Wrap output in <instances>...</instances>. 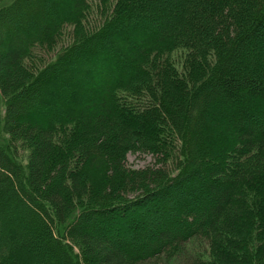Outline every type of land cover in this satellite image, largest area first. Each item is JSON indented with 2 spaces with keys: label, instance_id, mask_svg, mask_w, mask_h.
Segmentation results:
<instances>
[{
  "label": "trees",
  "instance_id": "obj_1",
  "mask_svg": "<svg viewBox=\"0 0 264 264\" xmlns=\"http://www.w3.org/2000/svg\"><path fill=\"white\" fill-rule=\"evenodd\" d=\"M0 264H264V0H0Z\"/></svg>",
  "mask_w": 264,
  "mask_h": 264
},
{
  "label": "rangeland",
  "instance_id": "obj_2",
  "mask_svg": "<svg viewBox=\"0 0 264 264\" xmlns=\"http://www.w3.org/2000/svg\"><path fill=\"white\" fill-rule=\"evenodd\" d=\"M95 2L96 3H99V0H95ZM94 11H95L94 14L96 15L97 14L96 13V10H94ZM67 38H68V29H66V30L63 29L62 32H61V40L65 41ZM60 43H61V41H59L57 45H59ZM82 60L83 59H81L80 65L77 66L78 69L71 68V71H69V73L70 74L77 75V76H81L83 78H88L89 73H90V70L89 69H91V68H87L86 67V63L85 62H82ZM83 64H84V67H81ZM74 70H75V72H74ZM61 73H66V72L64 71V72H61ZM23 158H20V159L25 164L26 161L24 160L25 158L24 159ZM154 162H155V158L152 155L147 154V153H128L127 154V157H126V164L129 167H131V168H142V167H144L146 165H152V164H154ZM97 169L99 170L100 168H97ZM75 244H76V242L70 243L73 251L77 255H80L81 254L80 253V248H79L78 245L75 246Z\"/></svg>",
  "mask_w": 264,
  "mask_h": 264
}]
</instances>
